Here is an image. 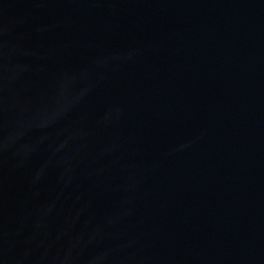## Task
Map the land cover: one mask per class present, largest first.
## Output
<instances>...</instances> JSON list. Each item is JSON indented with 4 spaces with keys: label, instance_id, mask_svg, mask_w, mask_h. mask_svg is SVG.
Returning <instances> with one entry per match:
<instances>
[{
    "label": "water",
    "instance_id": "obj_1",
    "mask_svg": "<svg viewBox=\"0 0 264 264\" xmlns=\"http://www.w3.org/2000/svg\"><path fill=\"white\" fill-rule=\"evenodd\" d=\"M0 264H264V0H0Z\"/></svg>",
    "mask_w": 264,
    "mask_h": 264
}]
</instances>
